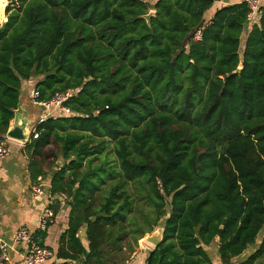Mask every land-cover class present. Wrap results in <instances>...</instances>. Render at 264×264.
Listing matches in <instances>:
<instances>
[{"label": "trees", "instance_id": "obj_1", "mask_svg": "<svg viewBox=\"0 0 264 264\" xmlns=\"http://www.w3.org/2000/svg\"><path fill=\"white\" fill-rule=\"evenodd\" d=\"M214 2L0 4V137L24 82L44 101L77 90L74 116L26 145L53 142L64 161L49 192L71 210L51 264H124L159 225L143 264H215L212 244L219 264H264V8L240 56L246 2Z\"/></svg>", "mask_w": 264, "mask_h": 264}, {"label": "crops", "instance_id": "obj_2", "mask_svg": "<svg viewBox=\"0 0 264 264\" xmlns=\"http://www.w3.org/2000/svg\"><path fill=\"white\" fill-rule=\"evenodd\" d=\"M241 1L244 0H215L213 9L217 6L239 3ZM213 9L208 14L209 18ZM241 39L243 41L242 36ZM243 48L244 44L242 50ZM36 82L37 79L34 78L24 82L20 93V102L23 106L30 108L32 116L37 108L31 106L29 99L34 91ZM37 119L38 116L35 119L33 116V124H35ZM8 147L9 154L0 163V238L12 245L14 233L20 225L27 226L32 232L37 231L41 213L45 208H51L52 206L56 210V216L45 232L42 244L54 254L60 235L67 229L71 210L66 196L62 194L52 196L49 192L52 174L58 172L64 164L59 154V147L51 142L49 146L42 150L39 156H33L32 151L27 150L26 145L10 141ZM58 161L62 163L61 166L57 165ZM38 171L43 172L42 176L37 177V181L44 185L46 194L39 200L33 201L30 198V189L34 185L33 176ZM78 236L82 244L86 245L84 229L79 231ZM150 250L152 248H145L141 242L130 259L124 264H143V254L145 251ZM206 251L209 253L212 262L219 264L216 244L207 247ZM25 252L26 244L21 243L12 246V249L8 252L10 257V263L8 264L19 262ZM55 260L53 256L45 264H51Z\"/></svg>", "mask_w": 264, "mask_h": 264}, {"label": "built area", "instance_id": "obj_3", "mask_svg": "<svg viewBox=\"0 0 264 264\" xmlns=\"http://www.w3.org/2000/svg\"><path fill=\"white\" fill-rule=\"evenodd\" d=\"M247 5L248 12L246 14L244 29H248L259 20L261 9L264 8V0H244ZM201 31H197L194 40H199ZM77 94V90L71 89L65 92L56 93L50 100H40L38 94L33 91L31 93V104L41 110L37 123L32 127L30 136L32 139L38 137L36 127L47 119H55L58 117H73L74 113L70 111L65 103ZM29 136V137H30ZM9 140L6 136L0 137V163L9 154ZM46 194L43 184L38 183L32 185L30 189V198L37 201ZM55 212L51 208H45L39 217L37 231L32 232L27 226L20 225L13 236L12 245L0 238V264L10 263L9 250L12 246L18 244H26V252L19 262L13 264H45L53 258V252L42 244L39 233H45L55 219Z\"/></svg>", "mask_w": 264, "mask_h": 264}, {"label": "water", "instance_id": "obj_4", "mask_svg": "<svg viewBox=\"0 0 264 264\" xmlns=\"http://www.w3.org/2000/svg\"><path fill=\"white\" fill-rule=\"evenodd\" d=\"M153 13V11L149 12V14L144 18L148 19L153 15ZM240 69L241 68L239 67L234 73L239 72ZM31 116L32 114L30 108L23 106L19 99L18 107L14 112V117L10 122L9 128L5 135L6 138L9 141L18 144L27 145L29 143V133L33 125ZM61 164L62 163L60 161L57 162L58 166H61ZM69 203L72 204L71 199L69 200ZM162 235L163 228L161 227L157 231L153 232L150 236L145 237L144 242L152 245V248L154 249L161 243Z\"/></svg>", "mask_w": 264, "mask_h": 264}, {"label": "rangeland", "instance_id": "obj_5", "mask_svg": "<svg viewBox=\"0 0 264 264\" xmlns=\"http://www.w3.org/2000/svg\"><path fill=\"white\" fill-rule=\"evenodd\" d=\"M247 33H248V31L244 29V30H243V33H242L243 41H242V39H241V41H240V42H241V44H240V56H241L242 46H243V44H244V40H246L245 38L247 37ZM34 79H35V78H34ZM29 100H30V104H31V98H30ZM22 102H23V99H22ZM31 106H33V105L31 104ZM33 107H34V106H33ZM40 113H41V110H40L39 108L35 109L34 114H33L34 119L36 118V116H39ZM33 116H31L32 121H33ZM33 123H34V121H33ZM36 123H37V120H36L35 124H33V126H35ZM33 126H32V127H33ZM32 127H31V129H32ZM30 132H31V130H30ZM29 136H30V135H29ZM159 228H161V225H159V227H158L155 231H157ZM155 231H154V232H155ZM151 234H152V233H151ZM151 234H148V235H146L145 237L150 236ZM145 237H144L143 239H141V240L138 242L137 247H138L139 244L142 242V244H143V246H144L145 248H152V245H150L149 243L144 242ZM253 248H254V247H251V248L248 250L247 253H250V252L253 250ZM152 249H153V248H152Z\"/></svg>", "mask_w": 264, "mask_h": 264}, {"label": "snow or ice", "instance_id": "obj_6", "mask_svg": "<svg viewBox=\"0 0 264 264\" xmlns=\"http://www.w3.org/2000/svg\"><path fill=\"white\" fill-rule=\"evenodd\" d=\"M3 3V0H0V4H2Z\"/></svg>", "mask_w": 264, "mask_h": 264}]
</instances>
